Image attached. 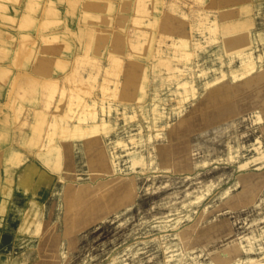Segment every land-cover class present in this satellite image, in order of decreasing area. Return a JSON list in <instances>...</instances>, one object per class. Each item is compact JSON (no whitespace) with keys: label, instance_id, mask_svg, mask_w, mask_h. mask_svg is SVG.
<instances>
[{"label":"rangeland","instance_id":"rangeland-1","mask_svg":"<svg viewBox=\"0 0 264 264\" xmlns=\"http://www.w3.org/2000/svg\"><path fill=\"white\" fill-rule=\"evenodd\" d=\"M261 31L264 0H0V264L264 262V90L232 73Z\"/></svg>","mask_w":264,"mask_h":264},{"label":"bare ground","instance_id":"bare-ground-1","mask_svg":"<svg viewBox=\"0 0 264 264\" xmlns=\"http://www.w3.org/2000/svg\"><path fill=\"white\" fill-rule=\"evenodd\" d=\"M261 32L263 33V36H264V31H261ZM241 33H244V32H239L237 35H240ZM237 35H236V37H237ZM255 44H256V42H250L248 44V46H244V45L241 46L238 49L237 56L247 55L249 53H254V58H256V55H260L261 53L256 54V52H253L257 48V45H255ZM254 58L252 59V61H250V62H254V65H253V69L254 70L253 71L244 72V70L242 68L239 69V67H238V68L232 70L233 71L232 73H234V79H237V80L240 79V85L244 84L247 87L253 88V90L255 91L256 96L257 97H260V96L262 97L261 92L264 90V88H262V86H264V59L262 60V63H258L256 61V59H254ZM218 89H220L223 92V95H224L223 97L231 95V85L227 81H222V82H220V83H218V84L213 86V90H218ZM262 101H263V104H264V98H262ZM239 249L240 248L237 247L235 250L238 252ZM223 250L226 251L230 255H228L226 257H222L223 256L222 255L223 251H219V254H221V255L217 259L218 264H227L231 260L230 247L227 246V247L223 248ZM241 260H242V258H241ZM259 264H264V262H260L259 261Z\"/></svg>","mask_w":264,"mask_h":264}]
</instances>
